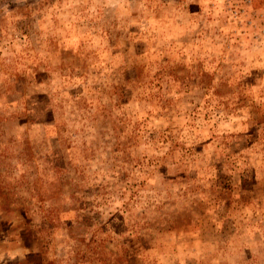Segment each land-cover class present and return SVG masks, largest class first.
I'll return each mask as SVG.
<instances>
[{"label": "rangeland", "instance_id": "obj_1", "mask_svg": "<svg viewBox=\"0 0 264 264\" xmlns=\"http://www.w3.org/2000/svg\"><path fill=\"white\" fill-rule=\"evenodd\" d=\"M0 264H264V0H0Z\"/></svg>", "mask_w": 264, "mask_h": 264}]
</instances>
